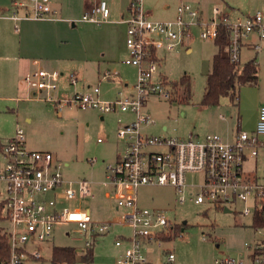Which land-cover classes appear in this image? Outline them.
<instances>
[{"label":"rangeland","instance_id":"1","mask_svg":"<svg viewBox=\"0 0 264 264\" xmlns=\"http://www.w3.org/2000/svg\"><path fill=\"white\" fill-rule=\"evenodd\" d=\"M54 1L61 10V17L74 20L82 17L86 2L92 5L94 0ZM130 1L115 0V12L124 4L128 8ZM181 3L199 7L205 19L213 15L214 7L227 10L232 16L260 11L264 18V0H143V9L150 13L153 20H171ZM2 7L10 8L11 0H0V9ZM13 24L10 20L0 19V53L5 52L3 45L7 43L14 48L12 53L20 57L19 61L0 60V96L29 95L24 78L26 72L32 69L30 59L34 57L41 58L43 67L63 72L58 80L57 92L61 97L97 85L105 99H114L120 93L128 94L133 90L138 72L135 66L124 63V34L117 22L104 25L83 21L73 23L71 20L20 21L19 33ZM106 30H109V38ZM200 31L198 25H191L186 45H179L171 51H159V71L170 84L176 85V94L172 100L158 96L149 98L142 111L150 114L156 123L142 124V132L182 138L194 133L203 138L207 133H221L223 130L224 136L230 137L237 128L239 116L242 129L251 130L256 125L257 109L264 105V46L255 54L258 83H236L232 89L236 94L234 98L230 94L222 95L217 104H204L208 74L220 46L214 39H203ZM188 47L190 51H187ZM20 48L22 51H19ZM252 57L253 53L245 52L243 60L245 62ZM106 71H117L118 75L106 79L103 77ZM72 72L78 81L75 85L69 77ZM184 77L188 81L183 80ZM52 104L45 99H0V139L12 136L19 125L24 129L27 146L50 151L54 161L62 165L61 170L67 180L87 178L93 182L92 197L80 203H62V206L90 205L95 219L122 218L125 208L118 209L116 201L105 198L102 189L103 182L107 180L108 165L114 164L118 154L126 147L125 139L117 133L119 118L127 123L134 119V114L120 110L102 114L97 108H82L74 103L57 111ZM26 117L30 118L29 122ZM163 125L168 127L166 131ZM258 151L257 157L245 160L243 168L251 180L256 178L264 182V146ZM199 179L198 174H187L189 185ZM195 190L185 188L186 199L179 202V192L173 185L140 187V205L161 211L175 229L179 227L174 238L163 240L160 247L152 245L145 248L146 254L159 261L172 251L180 264H209L225 257L237 258L247 254L250 248L246 243L254 244L262 239L264 230L255 226V215L243 213L245 202L232 203L227 211L225 207L210 202L196 203L190 194ZM5 197L6 184L0 180V200ZM250 205L253 206L252 200ZM0 226L7 234L10 222L2 218ZM73 228L68 224L57 225L49 240L42 242L43 259L31 260L32 264H50L55 245L76 247L80 256L88 239L94 241L92 264H119L118 258L124 248L117 246L116 240L132 232L131 227L116 224L110 232L90 237L88 233Z\"/></svg>","mask_w":264,"mask_h":264},{"label":"built area","instance_id":"2","mask_svg":"<svg viewBox=\"0 0 264 264\" xmlns=\"http://www.w3.org/2000/svg\"><path fill=\"white\" fill-rule=\"evenodd\" d=\"M14 20L57 19L58 11L52 0H11ZM22 12V13H21ZM207 19L203 11L188 3L177 7V15L171 20H153L143 9V0H131L124 22L127 24L126 46L128 56L124 63L137 68V80L133 91L120 93L114 99H103L99 85L72 95H57L58 70L37 68L25 74L27 91L25 99H45L62 110L69 104L94 107L107 113L120 110L134 114L130 122L119 118L118 136L125 139V150L120 152L114 164L106 169L103 195L113 198L117 208H125L122 218L95 219L90 205L62 206L66 202H78L93 196L92 181L88 179L67 180L62 165L54 161L50 151L30 149L24 129L17 125L15 134L4 140L0 147V180L6 184L3 218L10 222L7 232L10 258L6 264H32L31 260L43 259L42 242L49 240L59 224H68L73 230L88 233L90 237L110 232L116 224L131 227L129 236H119L116 245L123 247L119 264H180L172 251L164 260L156 261L145 248L161 246L166 236H173L175 227L161 211L142 207L139 189L145 185H173L179 192L177 200L186 199L185 188L196 203L210 202L229 208L232 203H246L243 213L264 214V182L251 180L244 172L243 163L258 154L263 144L264 105L260 107L253 130L241 128L233 139L218 132L207 133L203 138L190 133L188 138L152 135L142 132V124H155V120L142 111L149 98L158 96L167 100L175 97V86L159 71V51L186 45L191 25H198L203 39L223 42V49L240 72L246 62H256L255 54L264 46V18L262 13L232 16L227 10L214 7ZM109 0H99L89 6L79 21L102 24L109 22ZM253 57L245 61V52ZM117 71H106L104 78H114ZM157 76V77H156ZM71 82L78 83L74 72ZM198 174V182L188 184V173ZM252 200L253 206L250 205ZM258 230L264 228L257 227ZM85 240V250L93 245ZM250 252L240 257H225L209 264H264V233L254 244L246 243ZM252 249V251H251ZM84 250V251H85ZM73 252L78 253L76 247Z\"/></svg>","mask_w":264,"mask_h":264},{"label":"trees","instance_id":"3","mask_svg":"<svg viewBox=\"0 0 264 264\" xmlns=\"http://www.w3.org/2000/svg\"><path fill=\"white\" fill-rule=\"evenodd\" d=\"M219 44V52L213 58V65L207 78V88L203 97L204 104H217L222 95L230 94L232 98L235 93L232 89L235 84L239 85L245 83H258V64L255 62H248L243 65V68L238 73L235 70V64L230 61L228 53L223 49V42L217 40ZM183 80L188 81L187 77ZM176 86V85H175ZM10 138V137H9ZM6 140V139H4ZM4 140L0 139V147ZM4 200H0V220L3 218ZM254 224L256 227H264L263 212H256L254 216ZM179 232V227H176L173 236H166L167 239L174 238ZM10 245L8 235L0 226V264L7 263L10 258ZM94 261L93 248L88 247L80 256L73 252L72 246H57L52 248L50 264H77L82 262L84 264H92Z\"/></svg>","mask_w":264,"mask_h":264},{"label":"crops","instance_id":"4","mask_svg":"<svg viewBox=\"0 0 264 264\" xmlns=\"http://www.w3.org/2000/svg\"><path fill=\"white\" fill-rule=\"evenodd\" d=\"M99 0H94L91 4L92 5H94V4H96L97 2H98ZM114 2H115V0H111V2H109L110 3V8H111V16H110V21L109 22H104V23H102V24H104V25H110V24H115L116 22L119 24V27L121 28V31H122V33L124 34V42H123V45H122V49H123V53L124 54H126V57L128 56V49H127V46H126V35H127V24L123 21L124 20V17L127 15V8H126V6L127 5H123L120 9H118V11H116L115 12V7H114ZM11 5H12V3H11ZM52 5H53V7L58 11V18L57 19H41V20H36V19H20V20H14L13 18H11V15H12V8L10 7H7V8H4V7H2L3 9H0L2 12H4V13H1L0 12V19H3V20H10L12 23H14L13 25H14V29H15V31L16 32H20L21 31V25H20V21H24V22H26V21H49V22H51V21H64V20H71V21H73V23H76V22H81V21H79L78 19H69L68 17H61L59 14L61 13V10H60V8L58 7V5H57V3L54 1V0H52ZM89 6H91V5H89V2H86V4H85V10L89 7ZM22 13V12H21ZM116 13V14H115ZM150 14V13H149ZM176 15H177V8H176ZM176 17V16H175ZM106 36L109 38V30H106ZM4 48H3V50L5 51L4 53H0V60H9V61H19L20 60V57L17 55V54H15V53H12V51L14 50V48H12L11 47V45H9V44H7V43H5L4 45ZM110 46V45H109ZM110 50H112V47L110 46ZM191 50V48L190 47H188L187 48V51H190ZM19 51H22V49L20 48L19 49ZM247 52V51H246ZM30 63H31V66H32V69H30L29 71H32V70H34V69H37V68H43V69H47V70H56V69H48V68H46V67H43V65H42V60H41V58H39V57H34V58H32V59H30ZM246 63H248V62H246ZM245 64V63H244ZM243 64V65H244ZM212 65H213V63H212ZM242 68H243V66H242ZM29 71H27V72H29ZM211 71V70H210ZM26 72V73H27ZM61 73V75L63 74V72H60ZM8 83H11V81H9ZM89 88H91V86H88L87 87V89H85V90H83V91H86V90H88ZM133 91V90H132ZM131 91V92H132ZM58 92V91H57ZM100 96H101V94H100ZM27 97V96H26ZM26 97H20V96H15V95H11V96H0V99H5V100H15V101H21V100H28V99H25ZM101 98H103V99H105L104 97H102L101 96ZM262 105H260L259 107H258V109H257V118H256V123H257V120H258V116H259V110H260V107H261ZM25 120L27 121V122H29L30 121V118L29 117H26L25 118ZM237 123H241V125H242V120H241V116H239V118H238V122ZM256 126V125H255ZM255 126L253 127V129L255 128ZM163 129H164V131H166L167 129H168V127L166 126V125H163ZM221 129H223V128H221ZM253 129H251V130H253ZM118 130V129H117ZM236 130H237V128H236ZM235 130V131H236ZM235 131L234 132H232L231 133V135H230V137H227V136H225V137H227L228 139H233L234 138V135H235ZM15 134V133H14ZM13 134V135H14ZM220 134H222L223 136H224V132H223V130H222V132L220 133ZM12 135V136H13ZM12 136H10V137H12ZM164 136H166V135H164ZM9 138V137H8ZM8 138H6V139H8ZM261 140L263 141L262 143V145L260 146V147H262V146H264V140L262 139V136H261ZM259 147V148H260ZM258 154H259V151H258ZM258 154L256 155V156H252V157H249V158H254V157H257L258 156ZM248 159V158H247ZM67 164V163H66ZM83 179H87V178H83ZM92 185H93V182H92ZM93 188V187H92ZM102 192H103V189H102ZM91 209H92V207H91ZM229 209V208H228ZM84 252V251H83Z\"/></svg>","mask_w":264,"mask_h":264},{"label":"water","instance_id":"5","mask_svg":"<svg viewBox=\"0 0 264 264\" xmlns=\"http://www.w3.org/2000/svg\"><path fill=\"white\" fill-rule=\"evenodd\" d=\"M225 210H227V211H228L229 209H228V208H225Z\"/></svg>","mask_w":264,"mask_h":264}]
</instances>
